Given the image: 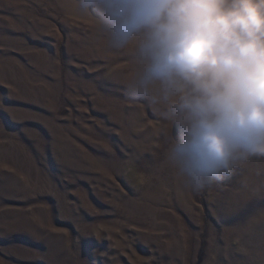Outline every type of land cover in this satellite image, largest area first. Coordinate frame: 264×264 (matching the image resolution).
<instances>
[{"label":"rangeland","instance_id":"obj_1","mask_svg":"<svg viewBox=\"0 0 264 264\" xmlns=\"http://www.w3.org/2000/svg\"><path fill=\"white\" fill-rule=\"evenodd\" d=\"M130 56L77 0H0V264H264V158L186 187Z\"/></svg>","mask_w":264,"mask_h":264},{"label":"clouds","instance_id":"obj_2","mask_svg":"<svg viewBox=\"0 0 264 264\" xmlns=\"http://www.w3.org/2000/svg\"><path fill=\"white\" fill-rule=\"evenodd\" d=\"M77 6L110 49H131L128 97L165 121L166 162L186 187L203 190L264 158V0Z\"/></svg>","mask_w":264,"mask_h":264}]
</instances>
